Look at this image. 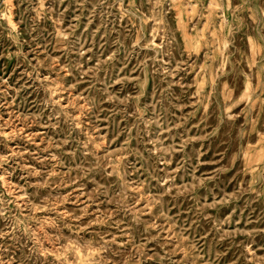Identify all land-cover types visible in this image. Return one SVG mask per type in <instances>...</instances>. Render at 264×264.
Wrapping results in <instances>:
<instances>
[{"label":"rangeland","instance_id":"374dc122","mask_svg":"<svg viewBox=\"0 0 264 264\" xmlns=\"http://www.w3.org/2000/svg\"><path fill=\"white\" fill-rule=\"evenodd\" d=\"M0 264H264V0H0Z\"/></svg>","mask_w":264,"mask_h":264}]
</instances>
